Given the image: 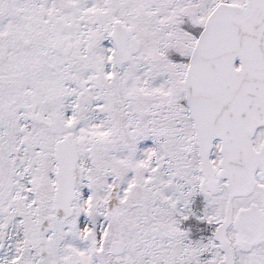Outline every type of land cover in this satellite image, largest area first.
I'll use <instances>...</instances> for the list:
<instances>
[{"label": "snow or ice", "instance_id": "obj_1", "mask_svg": "<svg viewBox=\"0 0 264 264\" xmlns=\"http://www.w3.org/2000/svg\"><path fill=\"white\" fill-rule=\"evenodd\" d=\"M0 264H264V0H0Z\"/></svg>", "mask_w": 264, "mask_h": 264}]
</instances>
